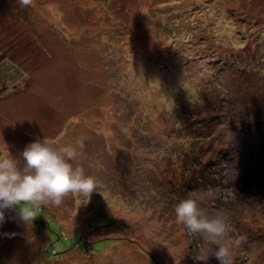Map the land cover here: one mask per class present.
<instances>
[{"label":"rangeland","instance_id":"1","mask_svg":"<svg viewBox=\"0 0 264 264\" xmlns=\"http://www.w3.org/2000/svg\"><path fill=\"white\" fill-rule=\"evenodd\" d=\"M43 140L95 192L7 210L0 264H219L187 198L264 264V0H0V157Z\"/></svg>","mask_w":264,"mask_h":264},{"label":"clouds","instance_id":"2","mask_svg":"<svg viewBox=\"0 0 264 264\" xmlns=\"http://www.w3.org/2000/svg\"><path fill=\"white\" fill-rule=\"evenodd\" d=\"M33 0H17L21 7H28ZM222 127V125H221ZM84 148L83 140L75 146L69 144L56 148L47 141H35L25 147L21 159L10 155L0 157V225L7 210H17L24 221L36 218V210L45 206L59 207L70 194L90 198L96 182L87 176L82 167H73L78 149ZM22 161V162H21ZM176 223L182 224L190 235L200 234L213 248L219 264H233L230 245L225 239L229 217L222 212L209 217L195 199H183L175 207Z\"/></svg>","mask_w":264,"mask_h":264}]
</instances>
